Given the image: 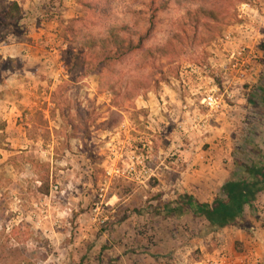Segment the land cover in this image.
<instances>
[{
  "label": "rangeland",
  "instance_id": "rangeland-1",
  "mask_svg": "<svg viewBox=\"0 0 264 264\" xmlns=\"http://www.w3.org/2000/svg\"><path fill=\"white\" fill-rule=\"evenodd\" d=\"M15 1L21 20H29L0 44V54L8 57L12 45L34 40L31 26L48 23L50 42L63 46L58 60L65 69L56 84L39 85L30 115L16 121L21 133L10 126L13 145L0 147V264H191L216 249L239 250L230 231H212L192 214L167 217L162 206L183 193L202 200L199 191L213 193L224 180L241 177L235 162L257 158L249 152L253 145L264 147V0H171L158 13L154 40L184 31L196 37L171 59L142 66L130 56L116 96L100 89L96 73H70L67 24L106 22L94 9L101 0ZM145 1L112 0L110 20L146 8ZM242 3L249 5L243 14ZM201 9L216 10L217 19ZM186 66L197 70L188 85L179 82ZM167 85L177 93L172 116L162 99ZM210 89L223 94L226 110L199 104L198 90ZM183 104L202 116L194 137L186 133L196 129ZM217 117L225 121L222 131L213 126ZM23 133L26 140L16 139ZM202 133L211 137L200 151L215 157L194 163L188 148ZM29 160L48 164L43 185ZM258 209L264 223V197ZM244 218L251 219L248 212ZM21 222L30 233L16 240L10 229Z\"/></svg>",
  "mask_w": 264,
  "mask_h": 264
},
{
  "label": "trees",
  "instance_id": "trees-1",
  "mask_svg": "<svg viewBox=\"0 0 264 264\" xmlns=\"http://www.w3.org/2000/svg\"><path fill=\"white\" fill-rule=\"evenodd\" d=\"M111 1L101 0L94 5V9L107 18L106 22L87 27L86 24L75 26L72 24L74 20H71L66 29L71 56V75L96 73L99 75L100 89L116 96L121 91V74L123 69L127 68L130 56L134 54L137 65L142 66L155 63L160 59H171L182 52L187 41L191 42L192 34L184 31L160 43L154 40L158 13L166 10L171 0H146L144 2L146 8L128 10L121 18L114 21L110 20ZM83 4L87 3L83 2ZM201 13L205 18L217 19L216 10L201 9ZM22 14V6L15 0H7L0 5V44L8 35L20 33ZM192 37L195 38L196 35ZM192 40L193 43L197 41ZM18 64V58H4L0 54V86L5 82L6 71ZM2 94L0 89V98ZM131 95L127 92L125 97L129 98ZM262 101L264 113V100ZM60 112L62 115L63 110L60 109ZM73 123H70L71 127L75 126ZM4 129L5 122L0 120V147L6 143ZM249 152L257 155V158L235 162L237 166L243 167V175L224 180L218 187V193L210 202H201L193 195L183 193L163 204L164 215L175 219L185 214H192L194 217L202 218L206 227L212 231L229 225L246 228L248 220L243 216L245 206H248L250 217L259 219L255 202L257 195L264 192V147L256 144L250 148ZM29 163L35 174H39L38 180L43 185L48 177L46 172L48 164L38 160H29ZM46 192L43 193L46 194ZM22 227L25 229L23 232L20 231ZM29 233L28 224L23 222L10 229V236L16 240L21 235L27 237ZM235 247L240 249V243L235 242Z\"/></svg>",
  "mask_w": 264,
  "mask_h": 264
},
{
  "label": "crops",
  "instance_id": "crops-1",
  "mask_svg": "<svg viewBox=\"0 0 264 264\" xmlns=\"http://www.w3.org/2000/svg\"><path fill=\"white\" fill-rule=\"evenodd\" d=\"M23 20L26 21L29 20V18H23L20 21V24L23 23ZM47 24L48 23L41 22V24L37 25L36 28H32L31 26V33L29 35L32 36L34 40L29 41L22 39L21 42L18 43V45H12L10 52L13 53L7 54L8 57L18 58L22 64V67L20 68V70H15L19 67V65H17L13 69L6 71V73L8 74L9 72L15 70L12 72V75L9 78L7 77V74H5V82L2 86H0V89L3 92L2 97L0 98V120L5 122V145H7V141H10L9 134L12 133L11 135L13 136L15 131L11 130L12 128H10V126H17L16 131H19L21 133V128H19V126L23 125L21 123L17 124L16 121L22 120L24 117L30 115V113L26 111H32V108L34 107V105H36L37 99H39L40 97L37 92L39 85H48L49 83L56 84L60 79V76L64 73V61L58 60V57H61L60 53H62L61 49L63 46L59 47L60 42H57L55 46L53 45V41L50 42L52 33L49 32L50 26ZM165 89L168 91V97L167 94H163L162 99L165 100L167 104H169L167 108H170L169 113L170 116H172L178 109L175 108V106L178 104L177 93L174 92L175 87L173 86L167 85L165 86ZM45 98L49 99V97ZM227 107L228 106L223 103L216 111L226 110ZM189 113H192L193 116L186 117L185 114L188 115ZM184 116L188 118V121L192 124V126H195L196 130L190 127L186 132L188 136L192 135V137H194L195 131L200 130L199 123L202 120L200 118L202 116L198 114L197 109H194L192 111L191 109H189L187 112H184ZM184 116L182 117L181 121L182 126L187 123ZM219 117L216 118L217 121L213 126H220L219 129L220 131H222L223 127L221 126H224L225 121L219 120L221 118ZM206 125H208L207 122ZM217 129L218 127L215 128V130ZM211 130L216 133L213 128ZM210 137L211 136L204 133L203 140L193 138L188 150L191 153L194 152V150L195 152L193 153L194 156L192 158H189V161L194 163H202V160L204 159L210 160L215 157L212 151H200L202 141H209ZM20 138L16 137V139L22 141L26 140L24 133L23 139L22 137ZM10 143L12 146L13 142L10 141ZM195 187L196 186H193V188ZM217 193L218 188H215L213 193L199 191L198 196L201 197L202 200H200V198H196V193H193V196L201 202H210ZM262 197H264V192H261L257 195V199L255 202L257 209L259 206V201H262ZM247 212L249 213V209L248 206H245L243 214L244 217L246 216ZM259 213L260 212L258 209V216ZM220 230H222L224 234H226L227 231H230L233 234V236H231V244H235V242L240 243L239 250H225H227L228 252H234L242 256L246 264H264V223H262L260 217L259 219L251 217V219L248 220L246 228H237L235 226L229 225ZM229 237V235L226 236V240Z\"/></svg>",
  "mask_w": 264,
  "mask_h": 264
},
{
  "label": "built area",
  "instance_id": "built-area-1",
  "mask_svg": "<svg viewBox=\"0 0 264 264\" xmlns=\"http://www.w3.org/2000/svg\"><path fill=\"white\" fill-rule=\"evenodd\" d=\"M249 5L247 3H242L240 8V13H245L248 9ZM197 70L194 66H186L183 70L180 71V83L184 85H188L190 82L189 78L196 74ZM190 76V77H189ZM200 90V89H199ZM199 93V104L203 105L210 111H216L220 108V106L224 103L223 94L216 92L214 89H210L208 91H204L203 93ZM187 104H183L184 112L189 110ZM135 168L131 166L129 169V173H133ZM191 264H246L243 260L242 256L234 253L228 252L225 249H218L212 253L203 254L197 260H195Z\"/></svg>",
  "mask_w": 264,
  "mask_h": 264
}]
</instances>
